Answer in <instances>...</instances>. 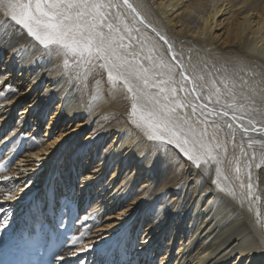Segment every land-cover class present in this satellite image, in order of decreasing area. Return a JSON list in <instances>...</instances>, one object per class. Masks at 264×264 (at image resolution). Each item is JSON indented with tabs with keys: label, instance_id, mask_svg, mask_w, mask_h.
<instances>
[{
	"label": "bare ground",
	"instance_id": "bare-ground-1",
	"mask_svg": "<svg viewBox=\"0 0 264 264\" xmlns=\"http://www.w3.org/2000/svg\"><path fill=\"white\" fill-rule=\"evenodd\" d=\"M113 2L118 7L110 10L112 22L119 24L116 19L119 12L129 26L134 25L140 30L133 33L134 36L148 37L155 46L154 55L163 56L173 65L176 61L171 57L175 53L189 80L195 66V73L204 76V80L196 82L202 86L204 96L209 94L212 80L223 91L221 80L226 77L235 82L237 103L247 104L241 93L252 95L250 88L255 87L257 93L264 88V0H129L144 18L143 23L139 18L134 19L135 14L123 5L122 0ZM0 39L6 40L0 44V126L10 114L13 117L0 134V168L3 169L0 171V193L11 191L14 195L19 190L16 187L22 186L17 182L22 180L10 169L12 158L4 153L5 150L9 149L10 153L14 148L26 149L25 156L18 157L20 163L32 155L39 156V152L47 154L50 146L55 144L49 142L50 137L56 135L59 140L67 129L64 124H72L74 120L82 122L87 115H83L76 84L65 74L63 67L58 64L48 69L43 64V48L33 47L36 42L10 18H0ZM133 44L139 51V45L135 41ZM144 54L146 52L141 58ZM175 71L179 73L180 69L177 67ZM185 87L190 90L192 85L185 81ZM10 89L18 90V94ZM32 89L36 95L31 98L27 92ZM184 96V92H178V97ZM255 100L253 107L261 111L246 115L242 121H232V109H224L229 112L227 117L210 114V109L220 110L230 102L229 96L222 97L220 104L215 103V97L212 101H195L197 104L208 103V108L198 109L194 115L190 108L184 111L194 123L197 118L204 119L203 111L207 114L209 126L214 122L219 124L217 139L227 143L228 159L237 158L243 169L253 151L247 147L249 139L264 141V134L253 131L245 134L240 127L241 124L249 129L264 126V114H261L264 101L259 95ZM249 118L256 120L254 126L247 123ZM127 119L129 124L117 130L118 135L110 140L111 143L105 141L102 134L92 150L87 147L71 150L73 156L78 154L89 158L87 166L92 161L97 163L92 174H84L96 181L94 187L105 192L112 186L114 190L108 194L111 202L118 205L126 202L128 210L133 209L132 218L126 225L113 238L96 246L95 253L102 257L96 264H264V227L258 223L264 222V166L255 167L261 154L260 145L255 146L257 159L251 169L256 196L260 199L247 197L241 203V194L246 196L247 190L241 189L239 184L249 182L247 175L242 173L240 181L235 180L234 168L226 161L230 176L228 183L235 189L237 198L220 193L213 183L214 171L210 176L206 175L203 166L195 167L172 145H159L149 140L143 130L131 122L129 114ZM227 123H232L233 129H228ZM241 147L248 156L242 155ZM127 149L129 151L125 153ZM159 151L173 159L174 173L170 178L165 177L159 157L155 159ZM58 169L55 162L44 185L47 193L45 207H40L43 204L41 199L30 197L32 208L19 221L20 227L4 224L0 228V264H20L21 235L29 233L40 221H50L43 227L47 237H51L54 228L59 232L56 225L59 210L66 206V214L69 213L74 199L82 200V203L86 201L90 206L88 214L82 216L84 222H89L91 216L97 219L108 209L104 199L95 196H89L88 200L79 198V195H86L88 188L74 181L78 175L74 167L65 177ZM109 170L111 173L107 176ZM3 176L12 179L6 181ZM23 198L22 202H25L27 197ZM8 204L0 195V216ZM42 208L45 212L39 215ZM257 211L261 214L259 217ZM53 220L55 224L51 222ZM133 221L135 229L131 227ZM93 224L95 226L93 222L85 228ZM142 229L147 235L142 236ZM74 230V237L57 254L51 258L40 257L43 264H73L74 260L77 263L80 257L72 253L79 243L76 235L82 229L76 226Z\"/></svg>",
	"mask_w": 264,
	"mask_h": 264
},
{
	"label": "snow or ice",
	"instance_id": "snow-or-ice-1",
	"mask_svg": "<svg viewBox=\"0 0 264 264\" xmlns=\"http://www.w3.org/2000/svg\"><path fill=\"white\" fill-rule=\"evenodd\" d=\"M122 3L135 14L134 19L139 18L141 23L144 22V18L129 0H122ZM117 7L113 0H0V18H10L15 25L25 30L36 42L33 47L41 46L49 55L62 57L66 74L72 71L73 65L82 69V72L77 74V78L82 82L94 72L98 71L101 76L106 73L107 83L112 90L127 93V98L131 102L129 112L131 122L142 129L149 140L159 145H172L195 167L203 166L206 175L210 176L214 171L213 183L220 193L233 199L237 198L235 189L228 183L230 176L225 167L227 161L228 165L234 168L235 180L240 181L242 173L248 177L249 182L246 185L242 181L239 184L241 189L247 190L246 196L244 193L241 194V203L247 197L259 200L260 197L256 196L255 185L252 182L251 169L253 161L257 159L256 145H260L261 154L255 167L264 166V141L249 139L247 147L253 151L242 169L237 158L228 159L227 143L217 139L220 125L214 122L209 126L207 114L203 111L201 115L204 119L197 118L194 123L184 109L190 108L194 115L198 109L208 108V103L197 104L195 101H212L215 97V103L220 104L222 97L229 96L230 102H226L220 110L210 109V114L227 117L229 112L224 109H232V121H242L246 115L261 111L253 106L257 95L264 101V88H261L259 93L255 87L250 88L252 95L241 93L247 104L237 103L235 82L226 77L221 80L223 91L217 86V82L212 80L209 94L204 96L202 86L196 83L197 80H204V76L195 73V66L194 74L189 80L184 65L176 59L175 53L171 57L176 61L175 65L166 62L163 56H155L156 49L149 38L134 36L133 33H139L140 30L134 25L129 26L119 12L116 14L119 24L112 22L109 18L112 15L110 10ZM133 41L139 45V51L135 49ZM144 61L148 63L145 64ZM177 67L180 69L179 73L175 71ZM185 81L191 83L190 90L185 87ZM101 85L102 80L97 81L98 95L95 99L100 98ZM10 90L18 94V90ZM178 92H184L185 96L178 97ZM194 93L196 94L194 98H190ZM247 123L254 126L256 120L249 118ZM196 124L203 127L198 128ZM226 126L233 129L232 123H227ZM240 127L245 134L249 131L264 134V126L249 129L241 124ZM232 135L234 138V131ZM241 153L249 155L243 147ZM0 171L3 169L0 168ZM2 179L7 181L12 177L3 176ZM0 195L5 201L13 199L11 191ZM250 203L254 204L255 201ZM260 215L257 211L256 216ZM258 223L264 227V222ZM4 226L0 224V228Z\"/></svg>",
	"mask_w": 264,
	"mask_h": 264
},
{
	"label": "rangeland",
	"instance_id": "rangeland-1",
	"mask_svg": "<svg viewBox=\"0 0 264 264\" xmlns=\"http://www.w3.org/2000/svg\"><path fill=\"white\" fill-rule=\"evenodd\" d=\"M5 41L6 40L2 39L0 44H4ZM42 59L44 62L43 64L46 65L48 69H52L58 64L63 67V58L58 57L55 54L49 55L44 51ZM70 63H72L71 60ZM76 72L77 74L81 73L82 69L76 68L73 65L72 71L65 74L72 80L73 83L76 84V90L80 97V101L83 104V115L87 116L82 122L75 120L72 124H69L68 122V126L64 124L65 122L62 123L64 124L63 127L65 126V128H67L64 132L65 134H63L66 136L61 135L59 140H56V135L50 137L49 142H55V144L51 145L52 147L50 146L49 153L47 154L45 152H39V156L32 155V157L26 159L27 161L25 160L20 163V159H18V157L20 156L19 158L22 159L28 152L26 149L15 150L14 148L10 153H8L9 149L5 150L4 153L6 155L10 154V157L12 158L10 169H12L18 175L17 177H20L22 180L21 182L18 181L17 184L22 186L16 187L19 190L14 193L13 199L8 201V206L2 209L0 224H10L12 226H16V228L20 227L19 221L23 219L26 211L32 208V204L30 205V200H28L30 197L36 196L38 199H41L43 204L40 207H45L47 193H45L44 185L53 170L55 162L58 163V170L59 173L63 175L62 177L69 174L73 167L78 172L74 181L79 186L83 185L88 188L86 195H79V198H87L86 200H88L89 196H91L92 198L96 197L99 200L100 198L104 199L108 203V209L100 214V218L98 217L96 219L90 215V218L92 219H90L89 222H84L82 220V216L88 214L90 206L86 205V201L82 203V200L74 199L72 204L73 207L68 210L69 213L66 214V206H63V208L59 210L60 215L57 216L56 220L59 232L54 228L52 229L51 237H47L43 227L50 224V221L44 220L37 223L34 229L29 230V233L25 232L21 235V255L18 258L20 264H43L44 261L40 260V257L51 258L57 254L58 250L62 246L67 245L66 243L69 239L74 237L76 233L74 228L76 226L82 229L81 233L76 235V240L78 239L77 241H79V243H77L74 247V251L72 253L73 255H76V257H80L77 259L76 264H96L98 263V260L100 261L102 259V257L100 258L98 254L95 253L96 246L99 243H103L110 238H113L114 235H116L117 232L126 225L128 220H130L133 215V209L128 210V204L126 202H122L120 205H118V203L116 204L115 202H111V196L108 194L114 190L111 189L112 186L104 192L98 186L94 187L96 181L88 179L87 176L84 175L92 174L97 163L92 161L90 165L87 166L89 158L84 156L82 158V156H78V154L73 156V152H71L74 147L77 149L80 147H87V149L92 150L96 147V140L102 136V134H104L103 137H105V141H113V139L118 135L117 130H122L129 124L127 117L131 110V102L127 98V95H125V92L121 93L120 91L112 90L111 86L107 83L106 73L101 76L98 71L94 72L88 76L87 80L84 81L83 84L82 81L77 78ZM101 80L102 85L99 91L100 98L95 99L98 95L97 81ZM79 88L83 91H80ZM27 94L32 98L35 97L36 92L32 89L27 92ZM12 118V114H10L8 119L3 121L0 126V134H3V126L9 125ZM78 124L80 125L77 126ZM4 133H6V131ZM128 151L129 149H127L125 153ZM166 155L167 153L159 151L155 159L159 157L163 165V171H165V177L170 178L174 173V162L172 157L170 158V156ZM47 159L51 161L47 162ZM154 161L155 160L152 161L153 165ZM110 173L111 171L109 170L107 176L110 175ZM23 197H27L25 202H22V200H24ZM43 212L45 211L42 208L39 210L38 214L41 215ZM51 222L55 224L54 220ZM93 222H95V226L93 224L90 225L89 228H85ZM133 224L134 221L131 224V227L134 226L135 229L136 225ZM141 231L143 234L142 236L147 235L144 229ZM85 244H88V246L85 247ZM75 261L76 260H74L73 264H75Z\"/></svg>",
	"mask_w": 264,
	"mask_h": 264
}]
</instances>
